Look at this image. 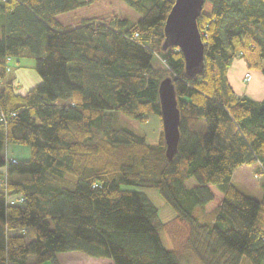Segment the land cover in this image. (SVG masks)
<instances>
[{"label":"trees","instance_id":"1","mask_svg":"<svg viewBox=\"0 0 264 264\" xmlns=\"http://www.w3.org/2000/svg\"><path fill=\"white\" fill-rule=\"evenodd\" d=\"M95 1L0 0V264H59L71 251L110 264H264V99L228 78L237 58L264 74V0H205L204 67L192 74L164 30L176 0H122L138 21L59 19ZM25 58L41 81L23 94L13 68ZM167 77L180 111L172 159L163 130L152 144L116 124L118 112L162 123ZM9 145L28 158L13 162ZM244 165L257 166L261 199L234 181ZM131 186L156 188L175 217Z\"/></svg>","mask_w":264,"mask_h":264},{"label":"rangeland","instance_id":"2","mask_svg":"<svg viewBox=\"0 0 264 264\" xmlns=\"http://www.w3.org/2000/svg\"><path fill=\"white\" fill-rule=\"evenodd\" d=\"M212 4L207 2L205 9L209 11ZM118 14L123 17L129 18L132 21H138L140 14L137 13L134 9L125 4L122 0H96L95 3L78 9L73 12H68L61 14L59 19L64 24H80L82 20L88 18H109L110 16ZM14 64L17 62L14 60ZM154 65L161 69V74L164 73V62L155 57L153 61ZM19 68H13V73L16 77V85L18 90L21 92H27L30 88L40 83L41 79L35 71V60L32 58H25L19 64ZM249 69V68H248ZM163 70V71H162ZM250 72L253 77L250 81H247L245 76L246 73ZM244 74V92L249 94L251 91H258L259 95L262 96L264 92V74L261 70L258 69H249ZM236 86V85H235ZM21 89H26L21 90ZM262 89V92H261ZM254 96L252 93L249 96ZM116 124L126 126L139 134L146 136V139L149 143L157 144L160 140L161 132L163 126L159 116L156 114H151L147 122H139L135 118L129 117L124 113L118 112L116 114ZM202 128H205V122H202ZM29 149L26 146L20 145H9L8 156L15 158H28ZM0 169V171H4ZM257 166L256 165H244L238 168L235 171L234 181L248 194L261 199L263 195V190L261 188V178L256 175ZM131 188L145 192L153 203L159 209L160 218L167 222L175 217V211L173 208L166 202V200L160 195L159 191L156 188L152 187H143V186H131ZM161 238L163 244L166 248H173L172 240L169 237L168 233L162 232ZM59 264H110L111 260L107 258H95L86 256L81 252L71 251L63 252L58 255ZM45 264H49L46 262ZM191 264H195V261L192 260Z\"/></svg>","mask_w":264,"mask_h":264},{"label":"water","instance_id":"3","mask_svg":"<svg viewBox=\"0 0 264 264\" xmlns=\"http://www.w3.org/2000/svg\"><path fill=\"white\" fill-rule=\"evenodd\" d=\"M204 4L205 0H176L165 22L167 40L183 52L189 74L204 67L205 44L197 22ZM159 96L166 155L172 159L180 142V111L171 77L161 81Z\"/></svg>","mask_w":264,"mask_h":264},{"label":"crops","instance_id":"4","mask_svg":"<svg viewBox=\"0 0 264 264\" xmlns=\"http://www.w3.org/2000/svg\"><path fill=\"white\" fill-rule=\"evenodd\" d=\"M248 67L244 61V59L242 58H237L233 65L231 66V68L229 69L228 71V78L232 84V86L234 87L235 91L237 94L239 95H242V94H246L249 96V94H253L254 96H251L253 99H256V100H262L264 99V92L261 95H259L258 91H251L249 94H247V92H244V86H245V83H244V74L248 71ZM253 77V75H252ZM236 85V86H235ZM21 90H26V89H21ZM18 92L20 93H23L25 94V92H21L20 90H18ZM261 92H262V89H261ZM1 173V171H0Z\"/></svg>","mask_w":264,"mask_h":264},{"label":"built area","instance_id":"5","mask_svg":"<svg viewBox=\"0 0 264 264\" xmlns=\"http://www.w3.org/2000/svg\"><path fill=\"white\" fill-rule=\"evenodd\" d=\"M245 78H246V80H247V81H250V80H251V78H252V75H251V73H250V72L246 73V76H245ZM1 120H2V121H4L5 119H4V118H1ZM12 161H13V162H16V161H17V159H16V158H12Z\"/></svg>","mask_w":264,"mask_h":264}]
</instances>
